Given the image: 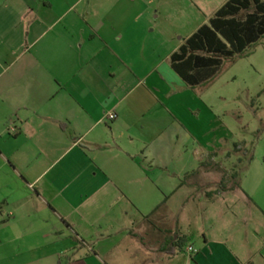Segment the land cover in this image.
Wrapping results in <instances>:
<instances>
[{
	"label": "crops",
	"instance_id": "0c3cea01",
	"mask_svg": "<svg viewBox=\"0 0 264 264\" xmlns=\"http://www.w3.org/2000/svg\"><path fill=\"white\" fill-rule=\"evenodd\" d=\"M134 2L0 0V264H264L263 224L181 232L202 84L171 57L192 34L155 61Z\"/></svg>",
	"mask_w": 264,
	"mask_h": 264
},
{
	"label": "rangeland",
	"instance_id": "374dc122",
	"mask_svg": "<svg viewBox=\"0 0 264 264\" xmlns=\"http://www.w3.org/2000/svg\"><path fill=\"white\" fill-rule=\"evenodd\" d=\"M224 2L135 0L133 30L151 35L157 61L208 24ZM196 97L205 157L198 176L185 179L187 212L180 217L182 234L199 247L220 225L230 238L245 224L264 225V38L225 60Z\"/></svg>",
	"mask_w": 264,
	"mask_h": 264
},
{
	"label": "trees",
	"instance_id": "16d2710c",
	"mask_svg": "<svg viewBox=\"0 0 264 264\" xmlns=\"http://www.w3.org/2000/svg\"><path fill=\"white\" fill-rule=\"evenodd\" d=\"M262 38L264 0H229L172 55V68L195 87L215 77L225 60L241 55Z\"/></svg>",
	"mask_w": 264,
	"mask_h": 264
},
{
	"label": "built area",
	"instance_id": "2783aa9c",
	"mask_svg": "<svg viewBox=\"0 0 264 264\" xmlns=\"http://www.w3.org/2000/svg\"><path fill=\"white\" fill-rule=\"evenodd\" d=\"M106 119L109 120V121H113V120H115V119H116V115H115V113H109V114L107 115ZM11 131H13V129H11ZM187 251H188V252H192L193 249H192L191 247H188Z\"/></svg>",
	"mask_w": 264,
	"mask_h": 264
}]
</instances>
